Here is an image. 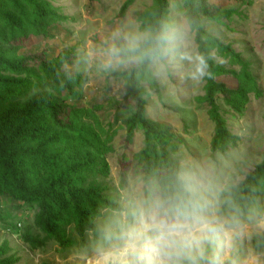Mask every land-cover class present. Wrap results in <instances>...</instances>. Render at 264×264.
Wrapping results in <instances>:
<instances>
[{"label": "trees", "instance_id": "16d2710c", "mask_svg": "<svg viewBox=\"0 0 264 264\" xmlns=\"http://www.w3.org/2000/svg\"><path fill=\"white\" fill-rule=\"evenodd\" d=\"M156 2L152 14L141 16L152 21L143 30L149 34L145 42L135 49L124 41L118 42L119 60L137 59L138 65L111 75L123 81L125 99L136 107L126 122L125 147L133 143L137 131L144 135V148L132 160L126 158L122 168L134 175L146 200L174 194L179 188L178 175L183 172L177 160L181 139L168 126L146 115L144 86L160 98L161 92L151 68L153 61L142 59L140 53L169 29V1ZM185 2L187 24L210 74L204 77L205 94L197 101L208 105V116L215 125L212 152L225 155L238 147L239 138L229 131L218 100L243 117L251 96L261 99L263 91L249 62L231 44L203 27L197 2ZM202 10L218 25L240 15L233 9L217 14L205 4ZM64 21L54 0H0V209L2 201L10 199L37 210L32 228L43 233L45 239L30 228L19 236L33 249L44 247L47 240L66 251L75 245L87 249L105 236L104 213L123 211L117 203V191L105 182L111 175L108 158L114 151L118 130L104 126L97 115L101 108L76 107L60 99L64 95L82 98L85 78L79 73H66V68L75 64L76 52L63 51L54 60L44 54L20 56L31 38L47 36L53 24ZM218 59L227 65H221ZM222 77L233 78L237 89L220 84ZM263 203L264 161L224 194L218 212L222 218L248 221L262 210ZM8 218L0 214L1 223ZM71 228L78 242L71 240ZM252 246L256 253H264V231L254 236ZM8 251L7 246L0 247V264H9L8 258L1 259Z\"/></svg>", "mask_w": 264, "mask_h": 264}, {"label": "rangeland", "instance_id": "374dc122", "mask_svg": "<svg viewBox=\"0 0 264 264\" xmlns=\"http://www.w3.org/2000/svg\"><path fill=\"white\" fill-rule=\"evenodd\" d=\"M168 30L183 27L187 32L190 48L198 53L194 33L186 21L185 0H168ZM203 27L231 44L240 53L256 78L263 97L251 96L246 114L239 117L223 102L218 100L223 117L227 120L229 131L239 138L238 147L225 155L214 154L211 143L215 125L208 116V105L197 99L204 96V77L195 80L190 73L193 66L187 61L165 64H152V71L159 84L161 98L147 85V118L155 123L168 126L172 133L182 141L177 160L183 171H193L211 181V191L201 194L211 200L219 215V201L230 188L264 161V0H195ZM156 0H54L59 14L66 18L62 23L53 24L47 36L31 38L20 56L44 54L47 59H56L63 51L76 52L75 64L66 68V73L81 74L86 84L82 98L64 95L60 99L69 105L91 108L97 106L104 126L118 130L114 140V151L109 155L111 175L105 180L117 191V203L123 211H107L103 215V234L98 242L91 243L87 249L75 245L72 250H64L52 240L45 246L33 249L25 244L20 235L26 229L45 239V235L35 228L36 209L4 199L0 214L9 217L0 222V247L7 246L9 264H97L99 253L109 246L106 236L116 230L117 223L130 214L136 201L146 200L134 175L122 168L123 161L132 160L144 148L143 132L137 131L133 143L126 148L123 138L126 135V122L135 112L132 101L125 99L124 83L111 78L115 72L127 70L138 65V60L120 61L113 56L111 49H118V42L124 41L130 49L140 45L149 36L144 32L151 20H143V14L150 15L156 7ZM211 7L212 12L237 10L240 15L224 20L218 25L203 12L202 6ZM119 50V49H118ZM218 63H227L218 59ZM218 82L228 89H237L233 78L222 77ZM221 217V216H220ZM228 217L225 219H231ZM239 228L232 234L231 247L220 252L221 264H264V253H256L252 246L254 236L264 231V203L262 210L251 220L238 221ZM19 230V232H16ZM71 240L78 242L74 228L69 229ZM212 256L208 247L206 257Z\"/></svg>", "mask_w": 264, "mask_h": 264}, {"label": "clouds", "instance_id": "9594fccd", "mask_svg": "<svg viewBox=\"0 0 264 264\" xmlns=\"http://www.w3.org/2000/svg\"><path fill=\"white\" fill-rule=\"evenodd\" d=\"M111 54L118 56L119 50L112 48ZM140 56L161 67L187 61L195 80L209 74L204 56L191 50L187 32L180 26L156 36ZM177 179L174 194L134 203L130 214L106 236L109 246L100 251L97 264H221L220 252L231 247L238 220L218 216L213 202L201 194L211 191L210 180L205 184L191 170Z\"/></svg>", "mask_w": 264, "mask_h": 264}]
</instances>
